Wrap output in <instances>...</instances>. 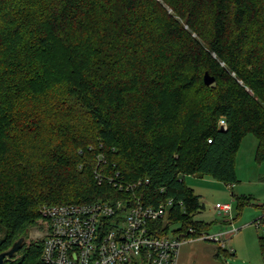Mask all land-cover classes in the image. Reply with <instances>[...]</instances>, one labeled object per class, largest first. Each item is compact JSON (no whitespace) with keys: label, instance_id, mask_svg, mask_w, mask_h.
Wrapping results in <instances>:
<instances>
[{"label":"trees","instance_id":"1","mask_svg":"<svg viewBox=\"0 0 264 264\" xmlns=\"http://www.w3.org/2000/svg\"><path fill=\"white\" fill-rule=\"evenodd\" d=\"M248 135L264 163V0H0V253L43 206L136 198L172 199L153 228L196 240L212 224L185 179L236 184Z\"/></svg>","mask_w":264,"mask_h":264},{"label":"built area","instance_id":"2","mask_svg":"<svg viewBox=\"0 0 264 264\" xmlns=\"http://www.w3.org/2000/svg\"><path fill=\"white\" fill-rule=\"evenodd\" d=\"M141 183L116 182L126 191ZM172 205V199L155 206L136 198L43 206L36 233L43 242L40 264H177L182 241L159 237L151 224L165 218ZM215 208L231 218L230 204ZM220 236L207 233L198 239L219 242Z\"/></svg>","mask_w":264,"mask_h":264},{"label":"rangeland","instance_id":"3","mask_svg":"<svg viewBox=\"0 0 264 264\" xmlns=\"http://www.w3.org/2000/svg\"><path fill=\"white\" fill-rule=\"evenodd\" d=\"M157 1L161 3V0ZM256 149L257 139L253 135L246 136L236 155L237 183L232 188L205 176L186 177V184L201 197L204 204V209L195 216V220L211 223L208 234L221 236L219 242L199 239L182 241L177 251V264L262 263L258 237L264 235V212L261 208L264 205V163L255 161ZM236 197L249 201L241 211L237 210ZM217 204H230L231 218L218 212L215 208ZM175 229L177 226L171 227V230ZM36 233L37 228L30 229L24 244L38 241Z\"/></svg>","mask_w":264,"mask_h":264},{"label":"water","instance_id":"4","mask_svg":"<svg viewBox=\"0 0 264 264\" xmlns=\"http://www.w3.org/2000/svg\"><path fill=\"white\" fill-rule=\"evenodd\" d=\"M214 82V78L210 77L207 73L204 75V83L211 85ZM24 238H20L13 243L11 248L5 252L0 253V264H3L5 260L12 258L23 246Z\"/></svg>","mask_w":264,"mask_h":264}]
</instances>
